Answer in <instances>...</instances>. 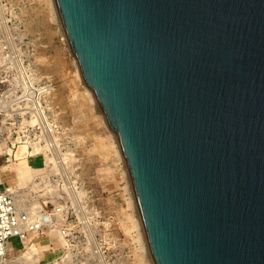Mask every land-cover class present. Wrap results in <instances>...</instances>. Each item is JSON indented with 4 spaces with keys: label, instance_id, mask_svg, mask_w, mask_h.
<instances>
[{
    "label": "water",
    "instance_id": "95a60500",
    "mask_svg": "<svg viewBox=\"0 0 264 264\" xmlns=\"http://www.w3.org/2000/svg\"><path fill=\"white\" fill-rule=\"evenodd\" d=\"M54 3L153 263L264 264V0Z\"/></svg>",
    "mask_w": 264,
    "mask_h": 264
},
{
    "label": "rangeland",
    "instance_id": "374dc122",
    "mask_svg": "<svg viewBox=\"0 0 264 264\" xmlns=\"http://www.w3.org/2000/svg\"><path fill=\"white\" fill-rule=\"evenodd\" d=\"M48 17L43 0H0V63H3L0 74L9 76L17 63L25 67L37 63L43 66L42 74H50L55 80L52 99L59 131L51 135L55 149L49 156L65 159L63 169L75 186L74 192L66 190L68 180L60 167L56 176L32 181L33 173L37 172L34 167L44 168L42 155L38 154L42 151L36 150V155L25 143L46 139L45 135L25 133H9L0 144V187L25 189L17 195L20 207L39 203L51 210L49 202L59 200L65 208L63 219L70 228V241L54 233L36 241L35 264H145L139 262L141 245L137 230L132 227L125 187L122 188L120 161L107 147L110 144L102 123L103 114L85 96L86 86L76 72L78 66L72 54L67 55L57 44ZM4 45L7 53L2 52ZM78 99L84 103L79 104ZM98 142L106 145L104 153L97 150ZM17 245V239L9 240L8 258L30 247L19 249ZM98 253L102 258H98Z\"/></svg>",
    "mask_w": 264,
    "mask_h": 264
},
{
    "label": "built area",
    "instance_id": "2783aa9c",
    "mask_svg": "<svg viewBox=\"0 0 264 264\" xmlns=\"http://www.w3.org/2000/svg\"><path fill=\"white\" fill-rule=\"evenodd\" d=\"M43 9L49 16L48 20L55 33L57 44L63 52L69 55V45L58 13L59 20L56 21L47 0H43ZM2 50L3 53L8 51L5 45ZM42 68L43 66L37 63L31 67L17 63L9 76L6 73L0 74V144L9 133L45 135L44 142L25 143L27 148L34 149L36 155V150L42 151L38 154L42 155L44 168L34 167L37 172L33 173L32 181L43 179L49 175L56 176L55 172H58V167L61 168L64 175L65 169L63 170V168L66 167L65 159L56 156L50 158L49 156L51 155L50 151L55 149L51 135L59 131V127L55 125L56 112L52 99L56 83L50 74L41 73ZM64 177L66 180L69 179L65 175ZM121 181L123 188L126 186V180L123 181L121 178ZM128 184L131 189H129V195L132 194L133 197L131 181ZM23 190L25 189L13 190L11 186H3L0 190V261L3 262L8 260L9 240L12 238L17 239L20 249L21 246H31L52 233L65 241H70L72 236L70 228L64 224L63 211L65 208L61 202H58L59 200L49 202L52 205L51 210L46 204L39 203L25 208L24 206L20 207L17 195ZM66 190L69 191L67 188ZM69 193L71 194L70 191ZM125 195L128 197L126 192Z\"/></svg>",
    "mask_w": 264,
    "mask_h": 264
},
{
    "label": "bare ground",
    "instance_id": "6f19581e",
    "mask_svg": "<svg viewBox=\"0 0 264 264\" xmlns=\"http://www.w3.org/2000/svg\"><path fill=\"white\" fill-rule=\"evenodd\" d=\"M48 1V5H49V8L53 11V13H54V16H55V19H56V21H58L59 19H58V16H57V12H56V10H55V3H54V0H47ZM69 49V52H70V54H71V50H70V48H68ZM14 58V57H13ZM18 60V59H17ZM75 61V60H74ZM17 62V61H16ZM76 62V61H75ZM75 64H77V62L75 63ZM76 66H78V65H76ZM78 68V67H77ZM76 72H77V76H78V78H79V80L80 81H82L83 82V79H82V77H81V73H80V71H79V68L78 69H76ZM74 76V75H73ZM69 78V77H68ZM67 78V79H68ZM74 79H75V77H74ZM73 82V81H72ZM71 82V83H72ZM84 83V82H83ZM85 85V84H84ZM86 86V85H85ZM74 87V86H73ZM72 88V87H71ZM86 88V94L87 95H85V96H88V97H90L91 98V100L93 101V104H94V106H95V108L97 109V111L98 112H100L101 114H102V112L100 111V109H99V106H98V103H97V101H96V99H95V97H94V95H93V93L90 91V89H88L87 87H85ZM74 89V88H73ZM75 89H76V87H75ZM69 90H70V88H69ZM76 93V92H75ZM70 94V93H69ZM72 94V93H71ZM80 94V93H79ZM81 95V94H80ZM84 95V94H83ZM83 95H82V97L81 98H83ZM77 97L78 98H80L78 95H77ZM80 98V99H81ZM87 98V97H86ZM88 99V98H87ZM79 100V99H78ZM71 101V100H70ZM81 101H82V103H84L83 102V100H79L78 102H79V104L81 103ZM84 101H85V99H84ZM87 103V102H86ZM88 104V103H87ZM80 106H82V105H80ZM79 106V107H80ZM102 123L104 124V127H105V130L107 131V133H108V139H109V144L111 145H109V146H107V147H109L110 148V151H114L115 152V154H116V157H118V161H120V164H121V170H122V176H121V178H123V180H126V186H125V191H126V193H127V195H128V197H127V200H128V203H127V206L131 209V212H132V214H131V216H130V219H132L131 221H132V227H135L134 228V230H137V237H138V241L140 242V245H141V252H140V257L139 258H141L140 259V261L139 262H145V264H154L153 263V260H152V257H151V253H150V250H149V248H148V244H147V240H146V236H145V232H144V228H143V224H142V221H141V218H140V214H139V210H138V207H137V204H136V200H135V197L133 196H131V195H129V189H130V185L128 184V183H130V179H129V175H128V171H126V169H125V167L123 166V164H125V163H123L124 162V160H123V157H122V155H121V149H120V147H119V144L117 143V140H116V138H114L112 135H110V131H109V127H108V124H107V122H106V119H105V117H104V115H102ZM104 141V140H103ZM105 142V141H104ZM104 142L102 143H100L99 144V142H98V144H99V149H97V150H100L101 152H103L104 153V151L105 150H107L106 149V145L104 144ZM96 148V147H95ZM108 148V149H109ZM112 149V150H111ZM96 150V149H95ZM110 151H109V153H110ZM112 153H110L109 155H111ZM114 154V153H113ZM114 154V155H115ZM103 155V154H102ZM104 156V155H103ZM105 156H106V154H105ZM112 156V155H111ZM107 157V156H106ZM105 157V158H106ZM109 158V157H108ZM107 158V159H108ZM117 161V162H118ZM117 162H116V164H117ZM60 166H62V165H60ZM64 170V169H63ZM119 170V169H118ZM110 174V173H109ZM64 175L65 176H68L67 175V173L64 171ZM128 175V176H127ZM63 178V177H62ZM64 179H65V177H64ZM63 179V180H64ZM129 180V181H128ZM67 189H69V191L71 192V193H73L74 192V187L72 186L73 184H71V182L68 180L67 182ZM12 189V188H11ZM0 190H2V188L0 187ZM131 190V189H130ZM127 207V208H128ZM128 208V209H129ZM131 227V228H132ZM88 233L92 236V232L89 230V228H88ZM94 242H95V240H94ZM18 246V245H17ZM98 246V245H97ZM97 248V247H96ZM10 247L8 248V254L10 253ZM37 254V249H36V247H35V245L34 244H32L29 248H26V250L25 251H22L19 255H17V256H15V255H12L11 257H9L8 258V260L6 261V262H3V261H0V264H35V255ZM8 257V256H7ZM98 258L100 259V258H102V256H100V253H98ZM103 260V259H102ZM139 260V259H138ZM37 261V260H36ZM104 264V263H103Z\"/></svg>",
    "mask_w": 264,
    "mask_h": 264
}]
</instances>
